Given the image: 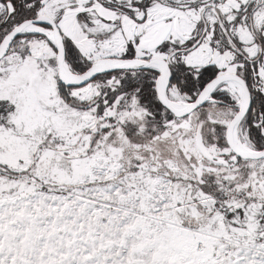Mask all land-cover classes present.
<instances>
[{"label":"snow or ice","instance_id":"obj_1","mask_svg":"<svg viewBox=\"0 0 264 264\" xmlns=\"http://www.w3.org/2000/svg\"><path fill=\"white\" fill-rule=\"evenodd\" d=\"M0 264H264V0H0Z\"/></svg>","mask_w":264,"mask_h":264}]
</instances>
